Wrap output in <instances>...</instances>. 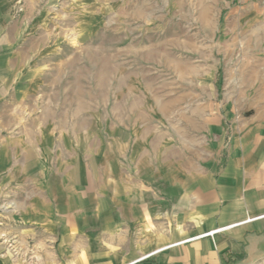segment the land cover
<instances>
[{"label":"crops","instance_id":"obj_1","mask_svg":"<svg viewBox=\"0 0 264 264\" xmlns=\"http://www.w3.org/2000/svg\"><path fill=\"white\" fill-rule=\"evenodd\" d=\"M247 34L250 78L228 97L212 89L182 133L104 130L97 113L62 108L65 95L19 122L0 151L19 231L0 264L264 262V41Z\"/></svg>","mask_w":264,"mask_h":264},{"label":"rangeland","instance_id":"obj_2","mask_svg":"<svg viewBox=\"0 0 264 264\" xmlns=\"http://www.w3.org/2000/svg\"><path fill=\"white\" fill-rule=\"evenodd\" d=\"M250 31L264 41V0H0V151L64 95L104 130L182 133L212 89L228 97L250 78ZM1 186L0 257L19 232Z\"/></svg>","mask_w":264,"mask_h":264}]
</instances>
